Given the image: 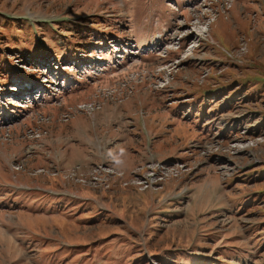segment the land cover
Wrapping results in <instances>:
<instances>
[{
    "label": "rangeland",
    "instance_id": "obj_1",
    "mask_svg": "<svg viewBox=\"0 0 264 264\" xmlns=\"http://www.w3.org/2000/svg\"><path fill=\"white\" fill-rule=\"evenodd\" d=\"M263 1L0 0V264H264ZM139 94L149 130L182 126L154 143L171 151L150 156L156 190L145 161L83 159L74 124L110 135ZM89 100L100 107L77 108Z\"/></svg>",
    "mask_w": 264,
    "mask_h": 264
},
{
    "label": "crops",
    "instance_id": "obj_2",
    "mask_svg": "<svg viewBox=\"0 0 264 264\" xmlns=\"http://www.w3.org/2000/svg\"><path fill=\"white\" fill-rule=\"evenodd\" d=\"M257 2H259V1H257ZM259 5L264 7V4L262 5V2H260ZM263 43L264 42H259L257 49L260 47V45L264 48ZM260 57L261 56L257 50V60H263ZM257 63H258V61H257ZM139 96H140V94L138 96H135V99L133 101L134 108H129V109L133 110V112L129 113L128 111L123 110L125 112V114H123L122 116H118V124H117V127L114 128V129H116V131L112 134L110 133V135L117 138V140H118V142L115 144H114V142L111 141L112 138L109 135L110 131L106 130L105 134H103L101 130H98L99 126H98V124H96L94 118H90V120L86 119V121H85V119L83 121L82 120L80 121L81 117H78L80 115L77 116L78 118L76 120H74L75 121L74 124L79 125V128H77L78 135L80 136L78 143L80 144L79 149L83 153L82 154L83 159H86L87 157H89L92 160H95L97 162L107 160L108 162L113 163L118 168L129 169L134 164H137L141 161L148 160L149 158H151L150 157L151 155H154V157L157 158L156 155H161L164 153H169V155L171 154V151H167L165 149H163V150L160 149L159 151H155L153 146H154V143H156L158 146H160L161 144H164V143L165 144L168 143V141L166 139H170L169 138L170 134L171 135L175 134V136H176L177 130L178 129L182 130L181 124L177 123L178 120L173 118L171 120L170 124H165L164 126L161 125L162 123H161V121H159L156 124V126L159 127V129L157 131L155 129H153V131H151V129L149 130L148 126H150L152 128H154V127L151 125L150 121H148V116L146 115L148 113H146L143 117H142V115H138L139 112L137 111V105H140V107H141V103H144L143 99H140ZM182 112L185 113V109H183ZM162 113H165V112H162ZM127 114L133 115V116H131L132 118L130 117V115H127ZM125 115L129 116V118L131 119V123L133 124V128L130 130L129 133H128L129 130L122 129V126L127 124L126 119H128V118H125ZM75 118L76 117H74V119ZM169 118H172V117H169ZM172 121H174V122L172 123ZM171 125H173V129L172 128L170 129ZM177 125H179V126H177ZM184 125L186 127L189 126L186 123H184ZM165 127H167L168 130H163V128H165ZM157 132H158V134H157ZM131 133L136 135L139 139L138 140L133 139L131 141V139L129 137V134H131ZM98 134H100V137H101V139H100L101 144H103L106 148V151L103 153L105 156L99 155L98 151L96 149H94L95 148L94 144L96 143L95 141L98 137ZM151 134H153L154 137L151 136ZM159 134L162 135L163 137L162 136L159 137ZM119 135L121 136L120 138H119ZM71 148H73V147H71ZM180 148L181 147H179L178 151H180ZM55 156H57L58 164H61V165H63V163L65 161H68V162L71 161V157L63 158L62 152L61 153L58 152L57 149H56ZM174 189H175V187L171 183L166 184L164 191H166L168 193V194H166L168 196L167 200L170 201L172 199H175V197H178L179 191H176ZM100 191H101L100 194H96V193L94 194L88 190L87 191L83 190L82 195L83 196L88 195L90 198H92V197L96 198V196L99 195V198H101V200H103V198H105V199L109 198V196L106 193H104L102 190H100ZM113 191L115 193V194L112 193V195L114 194L113 195L114 198L125 196L126 201H130V199H132L130 197H133V194L135 197H139V192L134 193L130 190V188L120 187V188L113 190ZM149 191H150V193H153V191H151V190H149ZM143 192H145V191H143ZM152 195L153 194H145V196L148 198L147 200H149V198L152 197ZM90 198H88V199H90ZM143 205H145V203L142 204V206ZM167 207L170 208V206H167ZM145 208H146V205H145Z\"/></svg>",
    "mask_w": 264,
    "mask_h": 264
},
{
    "label": "built area",
    "instance_id": "obj_3",
    "mask_svg": "<svg viewBox=\"0 0 264 264\" xmlns=\"http://www.w3.org/2000/svg\"><path fill=\"white\" fill-rule=\"evenodd\" d=\"M228 54V56L229 57H232L233 55H238L237 54V52L235 53V51H233V52H228L227 53ZM128 79H130V78H128ZM115 89L114 90H112V91H117V90H120L121 92H124V93H128V91H130V87L128 86V85H126V83L124 82V81H120L119 83H117V86H115L114 87ZM107 94H109L110 96H112L111 95V93L110 92H107ZM87 104V106L89 107V108H85V105ZM98 107H100V103L98 102V101H95V100H89V101H87V102H82V103H79L78 104V109L79 110H84L86 113H88V114H90V113H92L96 108H98ZM63 116H64V114H63ZM65 117H67V116H65ZM63 118V117H62ZM43 119V118H42ZM45 119V118H44ZM45 120H47V119H45ZM36 136H40V133L39 132H36ZM157 164H159V163H157L155 160H149V161H147V162H145L144 163V165L145 166H147L146 167V176L144 177L143 175H139V176H141V177H144L145 178V182H144V187H143V189H152V190H156L157 188H155V186H154V184L155 183H158V181H165L166 179L164 178V176L162 175V173L161 174H159V178H157V171H161V172H163L164 173V171H162L159 167H158V165ZM175 165H170L169 167H166L167 169L168 168H171V169H173V170H176V165H178L179 164V162H177V163H174ZM157 165V166H156ZM108 166L107 165H103V164H98L97 165V170H103V171H100L101 172V174L103 175V174H106L105 173V171L107 172V168ZM159 168V169H158ZM136 170H137V168H136ZM136 170H133L132 172H136ZM123 174V172L122 173H119L118 175H122ZM143 178V179H144ZM153 178H155V180L153 179ZM139 182H141V181H139ZM136 185H138L139 183H135ZM162 186L163 185H161V188H162ZM155 188V189H154Z\"/></svg>",
    "mask_w": 264,
    "mask_h": 264
},
{
    "label": "bare ground",
    "instance_id": "obj_4",
    "mask_svg": "<svg viewBox=\"0 0 264 264\" xmlns=\"http://www.w3.org/2000/svg\"><path fill=\"white\" fill-rule=\"evenodd\" d=\"M127 2V0H125ZM128 7V5H127ZM173 12V11H172ZM174 13V12H173ZM175 15V14H174ZM171 25V24H170ZM162 35V34H161ZM162 40L159 38H152L150 41H148V45L149 46H155V44H159V42H161ZM171 52V51H170Z\"/></svg>",
    "mask_w": 264,
    "mask_h": 264
}]
</instances>
